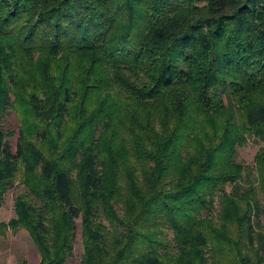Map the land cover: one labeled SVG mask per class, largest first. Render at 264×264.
I'll use <instances>...</instances> for the list:
<instances>
[{"label":"trees","instance_id":"obj_1","mask_svg":"<svg viewBox=\"0 0 264 264\" xmlns=\"http://www.w3.org/2000/svg\"><path fill=\"white\" fill-rule=\"evenodd\" d=\"M8 108L22 132L13 153L0 128V199L22 166L10 226L40 264L70 259L79 218L82 264H251L232 229L253 243L236 150L264 144V0H0Z\"/></svg>","mask_w":264,"mask_h":264},{"label":"rangeland","instance_id":"obj_2","mask_svg":"<svg viewBox=\"0 0 264 264\" xmlns=\"http://www.w3.org/2000/svg\"><path fill=\"white\" fill-rule=\"evenodd\" d=\"M235 118L237 122H240V116L237 113H235ZM0 128L4 130L5 133H12V136L7 138V143L11 144L13 153H16L18 149V141L22 132L21 117L16 108H8V110L4 113L2 120L0 121ZM236 151V163L243 165L245 168L242 179L239 182L242 188L237 191V193L240 195L238 197L248 198L253 192L255 193L256 199L260 203L258 208L255 207L252 208L251 211H248V216L252 221V235L254 236V241L252 244L249 243L248 231H243L242 234L240 233V235H238L235 233V228L232 229L234 232L233 236L235 238V243H240L245 248L244 250H241V253L237 254L236 259L237 262L239 259H245L251 264H254L255 256L260 258L262 262L264 258V242L257 241V235H264V191L257 178V159L264 153V144L259 143L253 136L250 135L247 137L245 144L241 147H238ZM25 174L26 173L24 170H22L21 166V170H19L18 174L19 176L15 183L11 189L8 190V192H6V194H4L0 199V224L7 226L6 228L0 227V264H21L24 261L28 264H40L41 262V256L39 255L38 248L33 242L29 231L22 227L13 229L10 226V223L17 218L15 211L17 203L16 198L21 195H25L28 191V188L22 183V180L25 179ZM234 190L235 185H228L226 187L225 193L229 195H235L237 193L234 192ZM239 202L244 205L243 202L246 203L247 201L243 199L242 202ZM243 207L246 208L245 206ZM216 212L218 215L221 213V209L218 208ZM97 219L98 221L100 219V221L105 226H107L108 230L111 231V226H109L105 216L98 215L95 217V221H97ZM214 221H216V219ZM218 223L220 222L218 221ZM76 227L77 229L74 249L70 255V259L64 264H82L84 260L85 241L82 237L83 227L82 220L80 218L76 220ZM168 234L170 235L168 238H170L172 233L168 232ZM230 260L235 262L234 257L230 254H227L226 264H231L229 262Z\"/></svg>","mask_w":264,"mask_h":264}]
</instances>
